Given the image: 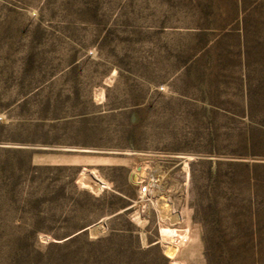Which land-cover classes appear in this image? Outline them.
<instances>
[{"label": "rangeland", "instance_id": "rangeland-1", "mask_svg": "<svg viewBox=\"0 0 264 264\" xmlns=\"http://www.w3.org/2000/svg\"><path fill=\"white\" fill-rule=\"evenodd\" d=\"M0 264H264V0H0Z\"/></svg>", "mask_w": 264, "mask_h": 264}, {"label": "built area", "instance_id": "built-area-1", "mask_svg": "<svg viewBox=\"0 0 264 264\" xmlns=\"http://www.w3.org/2000/svg\"><path fill=\"white\" fill-rule=\"evenodd\" d=\"M155 181L154 178L147 175V177L136 182V185L138 186V195L140 198L145 199L147 197H151V195L155 193L157 189L155 186Z\"/></svg>", "mask_w": 264, "mask_h": 264}, {"label": "bare ground", "instance_id": "bare-ground-1", "mask_svg": "<svg viewBox=\"0 0 264 264\" xmlns=\"http://www.w3.org/2000/svg\"><path fill=\"white\" fill-rule=\"evenodd\" d=\"M156 174H157V172H153V173H152V171H150V172L147 173V174H140V175H139V179H138V178H137V179H138V180H141V179L147 177V175H148V176H152V177L154 178V181L156 180V181H155V182H156L155 186H158V185L160 184L159 182H160V180H161V179H160L161 177H159V176H155ZM165 224H166V223H165Z\"/></svg>", "mask_w": 264, "mask_h": 264}]
</instances>
